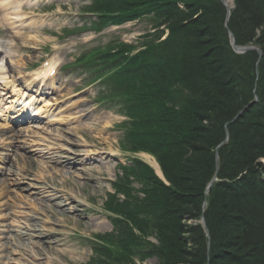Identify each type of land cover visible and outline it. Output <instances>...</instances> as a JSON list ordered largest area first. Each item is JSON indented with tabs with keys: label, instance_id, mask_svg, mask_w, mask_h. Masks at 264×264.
<instances>
[{
	"label": "trees",
	"instance_id": "trees-1",
	"mask_svg": "<svg viewBox=\"0 0 264 264\" xmlns=\"http://www.w3.org/2000/svg\"><path fill=\"white\" fill-rule=\"evenodd\" d=\"M232 1L226 28L220 0H95V29L160 20L143 51L98 64L114 71L113 98L126 96L116 104L128 144L153 156L168 184L140 160L127 166L105 207L118 235L101 239L96 251L107 259L94 264H264V0ZM229 31L262 57L237 54ZM202 216L210 237L189 225Z\"/></svg>",
	"mask_w": 264,
	"mask_h": 264
},
{
	"label": "rangeland",
	"instance_id": "rangeland-1",
	"mask_svg": "<svg viewBox=\"0 0 264 264\" xmlns=\"http://www.w3.org/2000/svg\"><path fill=\"white\" fill-rule=\"evenodd\" d=\"M10 1L16 5L12 10L0 6V264L106 260L96 249L106 246L101 239L118 235L112 215L105 211L109 195L115 194L113 185L123 179L127 166L145 161L128 144L129 119L118 114L117 101L108 109L110 97L116 95L111 93L114 72L105 62L98 63L117 58L109 53L134 48L135 54L154 42L160 20L153 14L101 30L95 29V0ZM167 36L166 30L160 41ZM251 47L261 52L260 56L255 51L261 58L262 51ZM41 73L48 74V87L38 93ZM101 81L106 83L103 88ZM33 94L39 118L15 127L10 107L20 98L30 101ZM15 135L17 142L10 140ZM57 158L70 160L72 167L57 178L54 188L57 192L72 188L70 195L81 199H74L72 205L69 196L60 192L67 202L62 208L57 207L59 200H48L50 193H44L42 186L61 170L55 165ZM101 164L107 179L88 181L84 174ZM24 168L31 171L26 180H22ZM64 180L68 183L62 186ZM129 181L133 195L143 197L139 192L143 186L135 178ZM76 204L77 212L73 211ZM68 218L72 220L67 222ZM149 240L157 243L153 237ZM39 248L43 257L36 254ZM114 250L112 263L118 258ZM126 263L159 264L155 258L141 261L139 257L127 258Z\"/></svg>",
	"mask_w": 264,
	"mask_h": 264
},
{
	"label": "bare ground",
	"instance_id": "bare-ground-1",
	"mask_svg": "<svg viewBox=\"0 0 264 264\" xmlns=\"http://www.w3.org/2000/svg\"><path fill=\"white\" fill-rule=\"evenodd\" d=\"M226 4H227L229 10L233 9V2L231 0H226ZM0 6L2 8H11L12 7V9H13L15 4H12L10 0H5V1H1ZM10 15H14V14H10ZM17 19H19V18L17 17ZM12 70H14V69L12 68ZM40 75L41 76H46V74L42 75V73ZM46 77H44V78H46ZM49 82H51V81H49ZM33 84H35V81L31 80V85H33ZM20 86H22V85H20ZM22 87L24 88V86H22ZM46 87H48L47 83L45 82V80H42V82L40 84V88L38 90V93L41 92L42 90H44V88H46ZM30 99L31 100L28 103L24 102L23 109H22L23 112L27 111L28 109H32L33 106H35L34 103H33V101L36 100L35 95H33ZM10 109H12V107H10ZM37 110L39 111L40 109H37ZM10 140L13 141V142H17L19 140V138H18L17 135H15V136H11ZM102 156H103V154L99 155L98 158H100ZM141 157L146 163H148L151 167H153L156 170L157 174L161 178H163V174L161 172L160 166H159L157 161L152 156H150L148 154H141ZM89 161H94V159H91ZM54 162H55V165L59 166V168L61 170H59L57 173H54L53 177L46 178V180L44 182H42L43 192L44 193H50V195L48 197V200L55 199L56 202L59 200V203L57 204V207H60V208L67 207V205H66L67 202L64 201V197L59 196L60 192L61 193H65V195L69 196L68 200L72 201L71 204L73 205V203H75L74 199H77V200H81V199H80L79 196L74 198L72 195H70V192L71 193L74 192L72 190V188L68 189L69 191H67V192L63 191L62 189L59 190V192H57V189L54 188L57 178L62 177L63 172H64L65 169H68V168L72 167L71 161L68 160V159L63 160L62 158H57V159L54 160ZM102 168H103L102 164L100 166H96L94 169L87 171L86 174H84V177H86V179L88 181H92L93 179H97V178L105 180L107 178L103 176V172L101 171ZM30 172L31 171L28 168H24V176H22V180H26L25 176H27ZM67 183H68L67 180H64L63 183H62V186L67 184ZM53 188H54V190H53ZM63 204L65 206H62ZM77 205L78 204H76V207L73 208V211L77 212V209L79 208V206H77ZM65 211H67V210H65ZM76 212H74V215H75ZM63 213H64V211H62V214ZM76 214H78V213H76ZM71 220L72 219H69V218H68V220L66 219L67 222H70ZM197 224H201L204 227V225H203V223H201V221L198 222ZM83 225H86V222ZM40 234H42V233H40ZM41 237H42V235H41ZM30 254L34 256L33 253L30 252ZM36 254H38V256L43 257V255H44L43 254V249L39 248L37 250ZM31 255H29V257L31 258V260H34V258Z\"/></svg>",
	"mask_w": 264,
	"mask_h": 264
},
{
	"label": "water",
	"instance_id": "water-1",
	"mask_svg": "<svg viewBox=\"0 0 264 264\" xmlns=\"http://www.w3.org/2000/svg\"><path fill=\"white\" fill-rule=\"evenodd\" d=\"M221 2H222V4L226 7V9H227V11H228V16H227V20H226V27H228V23H229V18H230V10L228 9V6H227V4H226V0H221ZM230 35H231V37H233V34L230 32ZM232 46H233V49H234V51L236 52V53H238V54H246V53H249V52H251V51H256L257 50V48H255V47H237L236 45H235V41L233 40V44H232ZM258 51V50H257ZM258 53H259V55L261 56V52L260 51H258ZM217 179V178H216ZM162 180H164V179H162ZM211 186H212V184L209 186V188H208V190H207V193L210 191V188H211ZM206 205V204H205ZM201 223H203V225H204V228H205V231H206V234H207V236L208 237H210V235H209V231H208V228H207V225H206V221H205V218L204 217H202V220H201Z\"/></svg>",
	"mask_w": 264,
	"mask_h": 264
}]
</instances>
